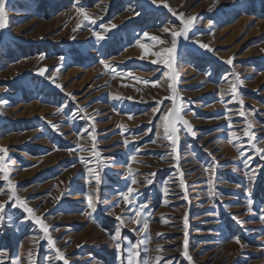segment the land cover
<instances>
[{"label":"rangeland","instance_id":"374dc122","mask_svg":"<svg viewBox=\"0 0 264 264\" xmlns=\"http://www.w3.org/2000/svg\"><path fill=\"white\" fill-rule=\"evenodd\" d=\"M80 3L95 18L94 25L82 20L73 0H11L6 5L9 24L0 32V99L7 103L0 106V149L7 150L16 195L49 226L55 248L69 264H120L109 235L118 227L116 216H125L122 253L129 242L144 239L143 232L133 231L140 225L126 218L130 213L124 202L112 207L117 193L130 183L124 178L125 165H130L137 180L132 187L148 205L151 239L140 247L148 264H264V222L258 219L264 202V159L244 136L247 120H252L251 131L257 140L264 138V0H163L177 15L150 0ZM180 13L198 17L193 39L213 51L201 49L193 56V45L182 39L177 47L178 80L173 87L185 110L182 116L195 132L193 136L178 125L177 161L163 139L162 113L153 112L171 106L167 97L172 89L164 75L168 69L153 64L157 57L145 55L139 44L147 45L150 53L170 47L171 31L182 27ZM104 24L116 27L105 33ZM93 28L106 39L97 42ZM145 31L165 43L155 44L143 36ZM41 69L47 70L45 76L38 74ZM237 76L243 82L238 87L242 105L230 92ZM154 81L159 82L145 83ZM79 109L86 111L73 119ZM233 132L239 141L233 140ZM133 155L135 160H130ZM89 168L101 177L98 191ZM181 172L186 188L180 184ZM212 172L218 195L210 197ZM0 185V193L9 191L6 181ZM90 195L99 200L91 217ZM247 198L254 201L252 211ZM7 201L8 195L0 194V202ZM6 212L15 226L0 229V249L8 254L5 264L12 257L29 264L30 253L35 264H63L22 209L8 203ZM233 215L245 223L238 224ZM234 236L240 244L230 239ZM185 245L191 260L184 255Z\"/></svg>","mask_w":264,"mask_h":264},{"label":"snow or ice","instance_id":"6c2138e0","mask_svg":"<svg viewBox=\"0 0 264 264\" xmlns=\"http://www.w3.org/2000/svg\"><path fill=\"white\" fill-rule=\"evenodd\" d=\"M150 2L151 4L159 7L160 4L163 3V0H150ZM10 3H11V0H0V32H3L8 27L9 20H8L7 11H6V5ZM72 7L75 8L77 14L82 17L83 21H87L88 25H94L96 23L95 18L90 17L88 13L85 11V6L82 3H80V0H73ZM163 7L167 8L170 12H172L173 15H177L169 7L167 3H163ZM135 14L137 16L140 15L139 12H136ZM177 18L180 20V24L182 25V27L179 30L171 31L170 47L162 51H156V52H151V53L149 52V47L147 45L141 43L139 44V47L143 50V53L145 55L150 54V55L157 57V59L152 60L153 64H162L165 68L168 69V72H166L164 75L168 77V80L170 81L169 88L172 89V95L170 97H167V99L171 100V106L170 107L165 106L163 110L157 107L153 109V112L161 111L162 114H161L160 120H161V126L163 128V139L169 141L168 146L171 147L172 158L179 161V135L178 134L180 132V128L178 127V125L182 124L184 129L193 136H195V132L193 131L192 126L189 123V121L185 120L182 116V112H184L185 110L183 109L182 104L179 102L180 98L178 97L176 90L173 87L175 82L178 80V76H177V73L174 67L176 64L177 47L182 39L186 44L193 45V47L190 50V54L193 56L197 55L201 49L207 52H212L213 49L208 44H205L198 40L193 39V37L196 34L192 30H193L194 24L196 20L198 19V17L185 18V15L183 13H180ZM101 27L106 33L111 28H115L116 25L115 24H111V25L104 24V25H101ZM91 30L97 42L104 41L106 39V36L104 34H101V32L95 30L94 28ZM162 31L164 33H168L169 28L163 27ZM190 33H192L191 36L189 35ZM142 34L143 36L147 37L149 40L155 42V44L165 43V40H162L160 37L156 35H149L147 31L143 32ZM40 58L44 59L45 58L44 54H41ZM140 58L144 59V56L142 55ZM64 59L65 57L63 56L60 57L61 61H63ZM100 63H104V61L101 60ZM226 63L231 65L232 59H229L228 61H226ZM104 66L105 68L109 67V65L107 64H105ZM46 71H47L46 69H41L38 74L40 76H45ZM232 75L235 76L236 74L232 73ZM45 78L50 79V77H45ZM224 78L226 79L227 77L225 76ZM158 82L159 81L145 82V83H152L153 86H155V84H157ZM230 83H231L230 92H231L233 99L238 100L239 103L242 105L243 99L238 93V87L242 86L243 82L240 81L237 76L235 82H230ZM55 87L61 88V85L56 83ZM115 98L119 99V97H115ZM5 103H7V101L0 99V106H2ZM159 103L162 104L163 101H160ZM85 111H86L85 109H79L77 113L73 114V119H75L76 116L79 115V112H85ZM221 115H224L225 118H227L226 114H221ZM239 115L241 117H244L247 120V115L245 111L240 110ZM84 118L87 119V117H84ZM216 118H219V117H216ZM253 125H254V121L247 120V128L244 129V136L247 137L249 145L252 148H254L257 153L261 155L262 159H264V148H261L258 146L259 144H264V138L257 140L255 134L251 131ZM53 127H58V126L54 125ZM228 127L229 128L232 127V121L230 119L228 121ZM94 131L95 129L93 127V133ZM90 135L93 140V155L97 158V160H99L98 152H96L95 150V143H96L95 136L92 134ZM232 138L233 140H236V141H239L241 139L239 136L236 135L235 132L232 133ZM152 142L155 143V141H152ZM125 144H127V140H125ZM237 150L239 151V147L237 148ZM6 159H7V150L0 149V173H2V175H0V181H6L8 189H9L7 193H0V194L8 195L7 202H0V229L4 228L5 226L7 227L15 226L13 223L14 217L8 212H6V205L8 203H12L13 206L22 209L23 212L27 214V217L30 218L35 224L39 225V228L44 233L43 237L41 238L46 239L48 241V244L51 245L55 249L56 259L62 260L63 264H69V260L65 258L64 253L61 252L58 248H55L56 242L52 239L49 233V226L46 223H44V220L41 217L36 216L35 210L28 206V202L26 200H23L19 196L16 195V185L13 184L12 181L9 179V170H8V164L6 163ZM130 160H135V155L131 156ZM82 162L85 164L90 163V161H87V160H82ZM245 164L247 167L246 160H245ZM125 166L128 168V176L124 178L130 179V183L126 186L124 190L119 191L117 193V195L119 196V199L112 207L113 208L118 207L120 202L123 201L125 204L126 212L130 213V215H127L126 218L129 221L136 223L137 225H140V227L133 229V231L143 232L144 239L139 241L137 244H131V242H129V247L125 250L124 253L121 252V242H122L121 228L124 226V220H125L124 215L116 216V219L119 222L118 227L115 229L114 234H109V235H110V238L116 242L115 247L117 249V259L120 261V264H148L147 258H142L141 252H140L141 245H146L151 239L147 232L148 223H149L148 221L149 214L145 211L148 205L147 203L139 201V193L132 187V185L137 184V180L133 178L134 174L131 171L130 165H125ZM176 167H177V170L179 171L180 169L179 163H177ZM205 171H209V169L206 168ZM88 174L90 177L95 179L97 191H98V186L101 183V177L99 173L95 169L89 168ZM117 175L124 176L123 173H118ZM151 175H154V174H151ZM151 182L152 181H148V183H151ZM214 182H215V173L212 172L207 182L208 183V193L210 197L214 195H218V193L214 191ZM89 183H91V181H89ZM180 184L182 187L186 188L182 172L180 173ZM251 184H252V181L250 180V186ZM0 187H2V185H0ZM98 202H99L98 197L96 199H93L91 195L89 196L88 208L91 209V212L87 213V215L91 217L92 213L96 211L95 204ZM253 203L254 201L251 198H247L246 205H247L248 211H252ZM232 219L236 220V222L241 225L245 223L244 221H240L236 215H233ZM258 219L261 222H264V202H262L261 204V211L258 214ZM23 222L24 221H21V223ZM185 226L187 227V224ZM55 230L58 231V229H55ZM185 235H187V233ZM230 239H233L237 244H240L239 237L234 236V237H230ZM241 247H244V245L241 244ZM143 251L147 252L148 249L145 247L143 248ZM7 255L8 254H7L6 249H0V264H5L4 258L7 257ZM184 255L186 258L191 260V257L188 256L186 245H185ZM11 264H20V262L15 257H12ZM29 264H35L31 253L29 254ZM157 264H158V261H157Z\"/></svg>","mask_w":264,"mask_h":264}]
</instances>
